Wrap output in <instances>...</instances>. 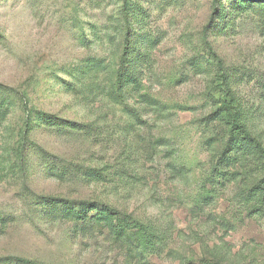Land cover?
<instances>
[{
  "label": "rangeland",
  "instance_id": "1",
  "mask_svg": "<svg viewBox=\"0 0 264 264\" xmlns=\"http://www.w3.org/2000/svg\"><path fill=\"white\" fill-rule=\"evenodd\" d=\"M234 116L264 149V0H0V264H264Z\"/></svg>",
  "mask_w": 264,
  "mask_h": 264
},
{
  "label": "trees",
  "instance_id": "2",
  "mask_svg": "<svg viewBox=\"0 0 264 264\" xmlns=\"http://www.w3.org/2000/svg\"><path fill=\"white\" fill-rule=\"evenodd\" d=\"M213 116L221 117V113L213 114ZM226 123L230 126V138L227 147V153H261L264 154V149L260 143L241 125L236 117H228Z\"/></svg>",
  "mask_w": 264,
  "mask_h": 264
}]
</instances>
